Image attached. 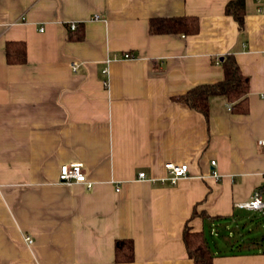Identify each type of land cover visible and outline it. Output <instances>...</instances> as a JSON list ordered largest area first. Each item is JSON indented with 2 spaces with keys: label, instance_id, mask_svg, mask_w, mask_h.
Returning a JSON list of instances; mask_svg holds the SVG:
<instances>
[{
  "label": "crops",
  "instance_id": "crops-1",
  "mask_svg": "<svg viewBox=\"0 0 264 264\" xmlns=\"http://www.w3.org/2000/svg\"><path fill=\"white\" fill-rule=\"evenodd\" d=\"M227 1L0 0V264H125L128 238L126 264H194L187 224L213 264H264V214L237 206L264 187V0H246L242 32ZM192 15L196 35L149 32L150 18ZM17 40L27 62L11 65ZM229 52L249 111L212 96L206 119L181 96L222 82ZM79 163L91 190L60 181ZM168 163L190 171L173 185Z\"/></svg>",
  "mask_w": 264,
  "mask_h": 264
},
{
  "label": "trees",
  "instance_id": "trees-1",
  "mask_svg": "<svg viewBox=\"0 0 264 264\" xmlns=\"http://www.w3.org/2000/svg\"><path fill=\"white\" fill-rule=\"evenodd\" d=\"M246 0H229L225 6V14L234 19L239 32L245 27ZM149 32L153 35L182 34L196 35L200 31V19L197 16H177L150 18ZM70 39H83V24L69 32ZM7 62L11 65L27 62V46L24 41H10L6 45ZM221 65L224 69L225 79L219 83L195 86L181 96V100L191 109L201 112L206 119L210 116V98L212 96L226 97L231 103L232 111L236 114H245L249 111L247 105L250 94V78L246 76L236 61L232 52L225 54ZM202 216H206L202 214ZM182 239L186 246V253L194 264H213V253L210 241L202 231H194L186 225ZM115 256L117 263H130L135 260V244L133 239L117 240Z\"/></svg>",
  "mask_w": 264,
  "mask_h": 264
},
{
  "label": "built area",
  "instance_id": "built-area-1",
  "mask_svg": "<svg viewBox=\"0 0 264 264\" xmlns=\"http://www.w3.org/2000/svg\"><path fill=\"white\" fill-rule=\"evenodd\" d=\"M99 16H97L98 18ZM76 28V24L72 26V29ZM129 57V55H127ZM72 67L74 70L77 69V63H73ZM260 143L264 144V141H261ZM212 165L215 164V161L211 162ZM167 172L168 175L165 178H162V181H169L173 185L178 183V180L182 178L183 176H187L190 167L183 163L182 165L175 164V163H168L167 164ZM60 181L62 183H68V184H80L84 183L87 184V188L91 190L93 188V184L87 180L86 173L83 169L82 164H64L60 168ZM215 176H217V172H213ZM139 177L142 179L147 178L146 172H141L139 174ZM251 198V200L244 202L242 204H238L237 206L239 208H245L252 211H260L264 214V187L258 188ZM26 242L28 244L33 243V239L30 236H26L25 238Z\"/></svg>",
  "mask_w": 264,
  "mask_h": 264
},
{
  "label": "bare ground",
  "instance_id": "bare-ground-1",
  "mask_svg": "<svg viewBox=\"0 0 264 264\" xmlns=\"http://www.w3.org/2000/svg\"><path fill=\"white\" fill-rule=\"evenodd\" d=\"M73 26V25H72ZM76 28H77V25H76ZM73 30H75V29H73ZM127 55H129V54H127ZM127 55H126V57H127ZM131 57V55H129V57H127V58H130ZM77 63V62H76ZM78 63H77V68H78ZM80 164H82V163H80ZM82 166H83V164H82ZM83 169H84V166H83ZM84 171H85V169H84ZM85 173H86V171H85ZM86 177H87V173H86ZM82 184H84V183H82ZM87 185V184H86Z\"/></svg>",
  "mask_w": 264,
  "mask_h": 264
},
{
  "label": "rangeland",
  "instance_id": "rangeland-1",
  "mask_svg": "<svg viewBox=\"0 0 264 264\" xmlns=\"http://www.w3.org/2000/svg\"><path fill=\"white\" fill-rule=\"evenodd\" d=\"M257 231H258V230H257ZM259 231H261V232H262V231H264V229H263V228H261V229H259ZM261 234H262V233H261Z\"/></svg>",
  "mask_w": 264,
  "mask_h": 264
}]
</instances>
